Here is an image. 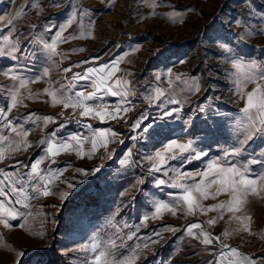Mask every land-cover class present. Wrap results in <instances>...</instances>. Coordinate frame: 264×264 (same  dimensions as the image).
I'll return each instance as SVG.
<instances>
[{"label":"rangeland","instance_id":"obj_1","mask_svg":"<svg viewBox=\"0 0 264 264\" xmlns=\"http://www.w3.org/2000/svg\"><path fill=\"white\" fill-rule=\"evenodd\" d=\"M27 2L28 0H0V17L3 18L0 20V31L8 33L5 22ZM73 2L95 12V24L91 28L93 36L60 44L58 51L65 53L67 59L58 56L54 60L61 68L84 60L89 63L81 64L79 68L73 67L69 73H63L52 66V61L47 59L48 54L42 48V42H50L51 33L46 31L48 26L59 25L65 21L67 13L63 5L67 4V0H63L62 4L61 0H39L44 8L43 13L37 15L36 10L27 9L23 18L14 25L20 33V42L27 45L25 54L18 61L0 58V69L6 71L13 67L14 70L20 69L31 75L39 74L45 67H49L51 79L56 80L65 76L70 78L73 73L82 72L84 68L98 67L113 58L123 56L125 59L120 68L132 74L129 79L136 85L138 97L133 98L136 106L127 114V122L110 121L101 124L95 120L90 121L94 127L110 126L118 130V139L123 140V144H110L108 153L101 149L92 159H80L75 154H64L57 158L58 165L53 167L69 164L65 176L75 177L83 183H77L74 189L69 190L71 195L63 203L58 193L65 190L66 185L58 183V186L52 189L56 194L31 201L29 211L32 215L12 221L13 227L10 229L0 226V264H84L83 253L69 250L86 242L98 231L111 234L113 229L108 224L109 220L119 225L140 224L142 218L152 212L154 200H168V193L176 191L166 186L156 188L152 178L145 172L146 162H141L142 157L151 153L154 145L159 147L156 141L160 138L154 133L151 137L144 133L143 138L131 139L132 136H139V130L133 131L131 124L142 111L152 117L156 125L163 126L165 123L156 119L160 116L159 108L139 99L140 93L147 95L144 86L167 87L164 81L169 69L173 73L199 79L201 92L196 95L183 94L180 97L183 100V111L178 114V118H167L168 128L165 130H174L172 138H188L182 133V129L191 130L190 125L185 124L191 116L197 129L194 138L198 142L203 141L199 146L208 151L209 157H216L221 154L222 149L235 143L236 118L239 115L238 109L243 104L237 102L236 97L229 92L230 79L224 74L229 66L223 61L214 40L217 37H227L242 55L264 63V34H259L260 30H264V0H163L165 6L155 10L156 16H149L151 9L142 0H114L110 7V0H103V3L101 0ZM53 3L61 6H52ZM170 6H175L176 10L184 13L182 23H172L164 17ZM188 8L195 10L186 11ZM142 16L147 18L142 20ZM235 19L240 20L241 25H237ZM84 22L87 24L86 19ZM32 25L36 26L35 29ZM76 27L77 25H73L69 32ZM249 31L258 34L248 36ZM239 35L246 37L245 42L237 39ZM81 48L84 51L72 52V49ZM136 48L138 50H134ZM97 57L98 60L94 59ZM157 75L162 77V81L155 80ZM10 83L0 76V84ZM31 87L34 91L42 90L46 84L41 81ZM210 97L212 99H209ZM108 99L114 101L115 98ZM25 103L27 108L20 107L14 110L12 115L35 111L39 115L56 116L61 111L60 107H52L49 103L40 101L26 100ZM2 104L3 99L0 97V106ZM201 104H211L212 110L207 115L195 113L196 106ZM70 111L69 109L65 112V116ZM55 127L56 125H49L47 131ZM77 130V125L72 123L66 131ZM40 138L41 133L37 129L29 136L33 147L20 153L15 159L25 163H28L30 158L35 159V156L40 154L35 146ZM245 148L242 160H264V138L256 137L245 145ZM112 149L115 151L112 152ZM129 149L130 157L126 155ZM125 159L128 163L122 164L121 160ZM13 163L14 160L4 161L5 165ZM171 163L178 166L179 162ZM96 167H99L100 171L87 177L75 172L76 168L91 170ZM203 167L202 161H193L181 170L194 172ZM252 167L256 171H264V166L260 164ZM139 178H143L145 184L137 187L142 190L145 187L151 189L156 193L155 197L146 199L145 195L131 187ZM133 196L136 197L135 200ZM219 199L224 200L226 197L221 196ZM216 202L208 199L204 204L211 205ZM247 210L253 217L251 227L254 234H234L226 238L225 242L238 247L243 253L250 254L256 264H264V199L250 196ZM216 215L215 212H209L207 216L186 218L180 213L175 217L165 213L162 219H149L146 226L140 228L138 236L141 239L129 242L141 246L137 264H208L212 259L209 251L187 236L183 228L189 223L205 221ZM227 219L225 216L224 220H219L215 226L209 227L208 231L219 234L225 229L235 228V222L228 224ZM21 224L23 227H20ZM166 225L181 230L175 233L166 231ZM155 231L161 232L162 238L154 236ZM149 237L159 242L151 243ZM145 242L149 245L147 248L143 247ZM19 251H23L24 255L18 256Z\"/></svg>","mask_w":264,"mask_h":264},{"label":"snow or ice","instance_id":"obj_2","mask_svg":"<svg viewBox=\"0 0 264 264\" xmlns=\"http://www.w3.org/2000/svg\"><path fill=\"white\" fill-rule=\"evenodd\" d=\"M142 2L151 9L149 16H156L155 10L165 6L163 0H142ZM112 3L114 0H110L109 7ZM61 4L53 3L52 6L60 7ZM63 6L67 13L66 19L59 25L48 26L46 31L51 33L50 42L43 41L42 48L48 54L47 59L52 61V66L63 73H69L72 72L73 67L79 68L81 64H87L89 61L84 60L61 68L54 58L61 56L67 59V55L58 51L59 45L74 39L92 37L91 28L95 24V12L90 8H82L73 0H67V4ZM27 9L36 10L37 15L44 11L39 0H28L12 18L5 22L9 31L7 34L0 31V58L18 61L25 54L27 45L20 42V33L16 31L14 25L23 18ZM194 10L186 9V11ZM183 14L180 10H176L175 6H170L164 17L172 23H182ZM146 18L141 17L142 20ZM2 19L0 17V20ZM85 19L87 24L84 22ZM234 22L241 25L238 19ZM73 25L77 27L69 32ZM35 27L32 25L33 29ZM256 34L258 33L253 31L247 33L248 36ZM259 34H264V30H260ZM237 39L245 42L246 37L239 35ZM214 43L223 61L229 66L224 73L230 79L229 92L236 97L237 102L243 104L238 109L239 115L236 118L235 143L222 149L219 156L209 157L208 151L199 146L203 141L198 142L194 138L197 129L191 116L185 121V124L190 125L191 130L182 129V133L188 138H172L174 130H165L168 128L167 118H178V114L183 111V100L180 97L183 94L196 95L201 92L202 85L199 79L185 77L184 74L173 73L169 69L167 79L164 81L167 87L144 86L147 95L140 93L139 99L159 108L160 116L156 119L165 123L163 126L156 125L153 118L142 111L131 124L133 131L139 130V136H132L131 139L143 138L144 133H148L149 137L154 133L160 138L156 141L159 147L154 145L151 153L142 157L141 162H146L145 172L152 178L156 188L166 186L176 191L168 193V200H154L152 212L145 215L140 224L119 225L109 220L108 224L113 229L111 234L98 231L86 242L70 249L69 251L84 254V264H137L141 246L129 242L141 239L138 233L141 227L146 226L149 219H162L165 213H170L173 217L180 213L187 218L207 216L209 212H215L217 215L205 221L189 223L183 228L187 236L209 251L212 259L208 264H256V260L250 254L243 253L238 247L226 243L225 239L234 234H254L251 227L253 217L247 210L249 197L264 199V171H256L252 167L257 164L264 166V160L241 159L246 150L245 145L256 137L264 138V63L242 55L233 41L227 37H217ZM76 51H84V49H72V52ZM124 59L123 56L118 59L113 58L98 67H87L82 72H75L70 78L65 76L56 80L51 79L49 67H45L39 74L31 75L20 69L14 70L13 67H9L6 71L0 69V76L11 82L9 85L0 84V97L3 99V104L0 106V226L10 229L13 227L12 221L32 215L29 211L31 201L56 194L52 189L57 187L58 183L66 185V189L58 193L62 203L71 195L69 190L74 189L77 183H83L77 181L75 177L65 176L69 164L53 167L58 165V157L75 154L80 159L85 157L92 159L101 149L108 153L110 144L124 143L123 140L118 139L120 136L118 130L110 126L94 127L90 122L93 120L101 124L110 121L127 122V114L135 108L133 98H137L138 93L136 85L129 79L132 74L120 68ZM155 80L160 82L162 77L157 75ZM41 81L45 82L46 87L34 91L31 85ZM89 88L92 90L89 91ZM109 97L115 98L114 101L109 100ZM26 100L49 103L52 107H60L61 111L56 116L39 115L35 111L13 116L14 110L20 107L27 108ZM69 109L71 111L65 116V112ZM211 110V104H201L196 106L194 112L207 115ZM72 123H75L79 130L67 132L68 126ZM49 125L56 127L47 131ZM37 129L41 133V138L35 146L40 154L36 155L35 159L30 158L28 163L15 159L20 153L27 152L33 147L29 136ZM126 155L131 156V149ZM5 160H14V163L5 165ZM173 161H178V166L172 165ZM193 161H202L203 169L194 172L181 170ZM121 163H128V160H121ZM99 171V167L91 170L75 169V172L83 177L95 175ZM143 184L145 180L139 178L131 187L136 188L141 195H145L146 199L155 197L156 193L151 189L145 187L142 190L137 187ZM221 196L226 199L220 200ZM135 198L133 196V200ZM208 199L217 202L205 205L204 201ZM225 216L228 217L226 223L235 222V228L225 229L219 234L208 231L209 227L215 226L219 220H224ZM20 227L23 225L21 224ZM165 230L175 233L181 229L166 225ZM153 235L162 238V233L159 231H155ZM149 240L151 243L159 242L151 237ZM148 246L147 242L143 244L144 248ZM17 255L23 256L24 252L19 251Z\"/></svg>","mask_w":264,"mask_h":264}]
</instances>
